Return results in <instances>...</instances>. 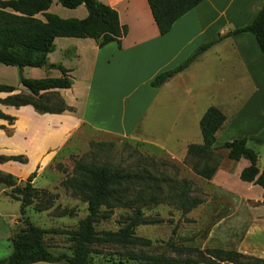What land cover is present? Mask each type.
<instances>
[{
	"label": "crops",
	"instance_id": "obj_1",
	"mask_svg": "<svg viewBox=\"0 0 264 264\" xmlns=\"http://www.w3.org/2000/svg\"><path fill=\"white\" fill-rule=\"evenodd\" d=\"M101 1L115 8L119 21L127 27L120 46L114 40L99 46L90 36L56 35L54 47L47 53L49 62L69 68L72 81L69 87H50L39 92L57 91L67 108L39 111L30 102L12 104L1 101L17 93L33 94L20 82V74L43 78L61 76L62 72L57 67L23 65L18 68L0 62V83L14 86L12 90H0V110L12 116L11 120L0 116V156L21 155L23 158L1 160L0 170L19 178L33 174L35 181L48 170L50 162L73 147L76 131L90 134L98 130L104 133L101 136H134L145 115L150 119L148 128H153L154 124L159 127L156 115L162 113L169 115L171 127H177L178 120H182L184 123L178 127L183 132L194 129L195 135L199 136L194 125L199 124L202 113L210 104L225 114L215 133L212 144L215 148L226 140L254 134L264 126V54L249 30L224 35L211 43L187 67L161 85L151 86L149 83L157 72L176 65L199 44L249 23L264 0H201L179 16L163 34L158 31L147 0ZM47 10L63 18H82L87 14L83 3L67 7L58 0H51ZM36 15L43 18L41 12ZM138 71L144 74L142 79L148 93L145 107L137 109L136 104L144 102L132 98L129 99L131 110L122 111L121 100L128 95L127 85ZM183 73L189 74L190 82L202 75L217 90L210 97L213 101L206 103L203 111L199 108L194 115L186 113L187 107L192 109L195 106L194 96L186 99L180 93L170 95L171 90L178 91L182 87ZM218 90L225 91L219 93ZM188 140L185 142L190 143ZM201 141L202 136L191 142ZM263 162L264 157L258 153L259 169ZM249 163L244 156L231 159L228 167L218 166L211 178H205L214 193L209 194V200L232 202L228 204L227 213L211 226L209 238L212 239L221 224L227 225L223 236L228 242L215 246L264 257V188L239 176L241 169ZM232 177L238 179L240 187L232 186L229 182ZM243 188H255L257 192L249 193ZM3 199L19 201L5 196ZM5 208L0 202V258L13 248L11 234L20 215L16 208ZM226 215L233 217L222 222ZM26 264L66 263L39 260ZM218 264L235 263L223 260Z\"/></svg>",
	"mask_w": 264,
	"mask_h": 264
},
{
	"label": "trees",
	"instance_id": "obj_2",
	"mask_svg": "<svg viewBox=\"0 0 264 264\" xmlns=\"http://www.w3.org/2000/svg\"><path fill=\"white\" fill-rule=\"evenodd\" d=\"M58 1L67 7H74L83 3L87 9V14L82 18L60 17L58 14L47 10L51 0H0V62L16 65L18 68L23 65L57 67L62 72L61 76L43 78H29L20 74V82L36 96L17 93L2 98L1 101L12 104L30 102L39 111H60L68 107L57 91L39 92L41 89L50 87H69L71 85L72 78L68 73L69 68L47 60V53L53 49V40L56 35L90 36L95 39L99 46L114 40L120 46L121 37L126 33L127 27L119 21L115 8L101 0ZM199 1L201 0H147L161 34L166 33L179 16ZM37 12H41L43 18L38 17ZM246 30L254 34L264 54V2L249 23L233 27L226 33L219 34L216 38L199 44L176 65L157 72L150 79V85L159 86L164 83L174 74L187 67L199 53L224 35ZM13 88L14 86L11 84L0 83V90H12ZM52 97L56 99L57 103L45 104ZM0 116L9 120L12 119V116L1 110ZM224 119L225 114L217 106L208 105L199 119L202 141L190 142L186 147V156L194 155L204 159L201 166L193 164L192 168L198 175L207 179L212 177L218 167V161L214 160L215 147L212 144L215 133L221 127ZM249 141L256 144L263 143L264 126L254 134L226 140L219 147L225 148L227 156L231 159H238L241 156L248 158L250 163L241 169L240 178L258 183L264 188V162L259 169L257 165L258 153L249 146ZM96 143L112 144L113 142L97 141ZM7 158L23 160L21 155H10L0 156V161ZM84 176L81 182L83 186H86L83 199L87 203V213L79 219L77 228L71 231L72 251L70 253L51 251L44 240L45 233L50 229L38 226L26 217L23 220L25 226L11 234L13 248L8 255L0 258V264H26L39 260L66 264H93V243H128L135 240L143 243L150 242L149 238L134 234L135 226L144 221L141 205L161 202L164 199L159 198L156 194L147 196L144 193H138L134 198L126 197V191L129 188L128 182L132 178V172L129 169H110L104 164H99L91 169L85 168ZM32 178L33 174H29L25 178L23 186L19 188V192L13 196L20 201L21 216L24 214L25 206L33 202L35 193L48 192L43 188L37 189L32 184ZM16 180L17 177L11 172L0 170V183L13 185L16 184ZM180 185V189L173 195V203L182 211H189L203 201L202 196L193 193V187L187 178H182ZM52 197L50 194L47 200L36 206V209L41 210L49 207L52 204ZM103 206H130L133 208V216L116 230L104 229L99 231L95 228V222ZM51 230H55V228H51ZM199 250L201 257L198 258L186 257L181 260L155 256L143 261H130L125 264H190L200 261L218 264L223 260L235 264H264V257L244 253L235 248L206 247Z\"/></svg>",
	"mask_w": 264,
	"mask_h": 264
},
{
	"label": "rangeland",
	"instance_id": "obj_3",
	"mask_svg": "<svg viewBox=\"0 0 264 264\" xmlns=\"http://www.w3.org/2000/svg\"><path fill=\"white\" fill-rule=\"evenodd\" d=\"M183 74L180 79V82L183 83L182 87L178 91L171 90L170 95L177 96L180 93L186 99L190 95L194 96L195 106L192 109L187 107L188 111L186 112L189 115H194L199 108H202L203 111L205 106L211 103L209 101H213L210 97L217 90L215 85L212 87L208 81L202 78V75L193 78L194 82H190L189 74ZM143 75L141 71H138L133 76L131 84L127 85V99L125 97L121 100L120 109L122 111L126 109L129 112L131 110L129 99L132 98H136L137 102L139 99L144 102L142 105L137 103L135 106L137 109L145 107L148 93L144 88ZM131 87L132 92L130 93ZM224 91L218 90L219 93ZM41 99L44 100V98ZM56 103L57 101L53 97L45 102L50 105ZM156 117L159 119V127L151 124L153 128H148L150 119L145 115L135 132L136 136H101L104 133L98 130L90 134L83 130L76 131L73 147L50 162L48 170L39 179L33 181L32 178V184L37 189L43 188L48 192L35 193L33 202L25 206L22 216L19 211L20 201L7 202L3 201V198L5 196L15 199L13 196L19 192L26 177L16 176V184L13 185L0 183V202H3L5 209L14 210L16 208L15 210L20 214L13 225V232L25 226L23 220L27 217L36 225L50 229L45 233L44 240L51 251L70 253L73 246L71 231L77 228L79 219L87 213V203L83 199L86 186H83L81 182V179L85 177V168L91 169L96 165L104 164L110 169H129L132 172L126 197L134 198L138 193H144L147 196L156 194L164 200L141 205L144 221L135 226L134 234L149 238V243L136 240L128 243H93V264H125L155 256L181 260L186 257L198 258L201 257L199 249L226 245L228 240L225 239L223 233L228 226L221 224L211 240L209 238L210 228L222 218L223 214L227 213L228 204H232V202L220 199L209 200L208 196L210 193V196L214 194L213 190L209 189L210 186H207L205 178L198 175L192 168L193 164L201 166L204 159L194 155L186 156L188 143L185 140L189 139L188 141L191 142L201 139L199 124L194 125L199 134L197 136L194 129L183 132L182 128L178 127L184 123L182 120H178L177 127H171L167 118L169 115L164 116L161 113ZM97 141L113 143L98 144ZM248 144L259 153L261 158L264 157V142L256 144L249 141ZM214 160H217L218 166L222 167H228V163L231 162V158L226 154V149L219 146L215 148ZM232 176L234 175L232 174ZM182 178H187L191 182L193 193L203 198L201 203L186 212L173 203V195L180 189ZM229 182L232 183V186L240 187L239 181L235 177L230 178ZM243 190L249 193L257 192L255 188L250 190L243 188ZM50 194L53 196L52 204L45 209H36V206L47 200ZM131 216H133V208L130 206H103L96 219L95 228L99 231L116 230L125 224ZM232 217L226 215L222 222ZM51 228H55V230H51ZM190 264L208 263L200 261Z\"/></svg>",
	"mask_w": 264,
	"mask_h": 264
}]
</instances>
